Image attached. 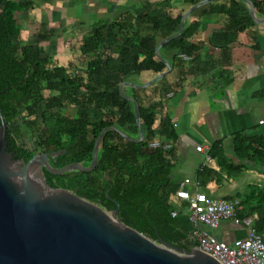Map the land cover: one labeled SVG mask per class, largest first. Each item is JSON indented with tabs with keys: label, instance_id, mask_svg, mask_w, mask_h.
Segmentation results:
<instances>
[{
	"label": "trees",
	"instance_id": "trees-1",
	"mask_svg": "<svg viewBox=\"0 0 264 264\" xmlns=\"http://www.w3.org/2000/svg\"><path fill=\"white\" fill-rule=\"evenodd\" d=\"M171 1H147L141 12L127 10L96 23L80 41L76 60H58L57 53L55 57L50 55L49 47L57 50L56 39L63 33L40 24L30 39L22 38L23 28L16 13L29 12L35 3L0 0V124L3 117L8 125L6 148L17 159L28 162L36 153L65 150L55 160L50 158L54 167L72 162L88 166L95 141L105 127L117 126L131 137H139L135 104L121 94L120 85L144 74L145 83L170 67L166 76L149 87L126 84L123 88L124 94L139 105L144 133L141 141L128 140L109 129L100 142L93 171L72 170L61 175L46 169L43 172L50 186L71 190L108 211L118 203L121 222L156 242L164 240L190 251L197 243L189 238L194 226L188 204L175 195L179 187L173 179L177 135L166 114L165 100L181 88L189 66L200 60L204 43L192 40L200 27V21L193 20L185 24L178 37L161 47L176 51L168 65L156 54L159 43L180 29L184 13L173 16ZM183 1L192 7L202 0ZM258 3H254L256 9ZM205 7L227 16L237 32L252 22L241 10L239 0H216L195 11H204ZM159 138L170 143V148L149 146ZM208 154L219 170L204 166L197 171L196 180L202 188L223 174L241 173L245 164L239 161L264 166V133L235 134L231 154L221 140L215 141ZM237 199L238 216L256 213L255 226L263 234L264 180L250 184L246 194Z\"/></svg>",
	"mask_w": 264,
	"mask_h": 264
},
{
	"label": "crops",
	"instance_id": "crops-1",
	"mask_svg": "<svg viewBox=\"0 0 264 264\" xmlns=\"http://www.w3.org/2000/svg\"><path fill=\"white\" fill-rule=\"evenodd\" d=\"M32 1L35 3L32 10L16 13L22 31L30 39L40 24H46L56 33H63L56 39L60 48L63 42L83 40L96 23L108 21L127 10L141 12L140 7L145 2L158 0ZM255 1L259 2V9L255 8ZM250 3L254 6L255 17L251 14ZM239 5L243 13L252 18L240 32L233 29L227 16L211 13L209 7H205L206 11L194 10L185 19V24L200 21L192 40L203 41L204 45L200 60L189 66L181 88L166 98L165 111L177 135L173 179L180 183L189 177L192 183L187 188L191 191H194L193 182L199 169L207 166L219 170L216 160L208 161L206 153L196 150L197 145L209 149L212 143L221 140L231 154L235 134L264 133V125L260 124L264 119V0H239ZM190 8L183 0H172L169 10L176 16ZM161 47L158 56L169 64L176 51ZM175 77L177 79L179 74ZM144 80L145 74L135 75L127 82L142 85ZM239 162L245 164L241 173L223 174L218 180H209L205 187L199 186L198 190L214 198L232 200L246 194L250 184L262 183L264 166ZM202 227L226 243L245 237L247 232L245 225L235 221H222L217 228Z\"/></svg>",
	"mask_w": 264,
	"mask_h": 264
},
{
	"label": "water",
	"instance_id": "water-1",
	"mask_svg": "<svg viewBox=\"0 0 264 264\" xmlns=\"http://www.w3.org/2000/svg\"><path fill=\"white\" fill-rule=\"evenodd\" d=\"M212 1L216 0H202L188 9L179 31L161 41L156 54L159 55L161 46L182 33L190 13ZM250 5L255 17L254 6ZM170 70L168 67L142 85L127 81L120 85L121 94L135 104L139 137H131L117 126L105 127L95 141L88 166L72 162L54 167L50 158L55 160L65 150L36 153L28 162L15 158L6 148L8 125L1 117L0 264H223L196 247L186 251L164 240L156 242L119 220L117 201L116 208L108 211L71 190L50 186L43 172L46 169L61 175L72 170L93 171L98 164L100 142L109 129L128 140L141 141L144 133L139 105L132 96L124 94L123 88L126 84L149 87Z\"/></svg>",
	"mask_w": 264,
	"mask_h": 264
},
{
	"label": "built area",
	"instance_id": "built-area-1",
	"mask_svg": "<svg viewBox=\"0 0 264 264\" xmlns=\"http://www.w3.org/2000/svg\"><path fill=\"white\" fill-rule=\"evenodd\" d=\"M187 57V56H184ZM169 93L168 96H171ZM264 125V119L260 120ZM153 148H170L171 144L157 139L149 143ZM196 150L206 153V158L211 161L208 147L197 145ZM192 181L189 177L184 178L177 188L175 195L185 201L189 218L193 223V229L189 238L197 243L196 248L203 250L223 264H264V236L259 233L255 226L257 214L239 218L237 210L239 199L225 200L208 196L198 190L199 183L193 182L194 191L187 187ZM177 211H173L175 216ZM222 221H235L242 223L247 228L246 236L235 239L232 243L217 240L206 228H217Z\"/></svg>",
	"mask_w": 264,
	"mask_h": 264
},
{
	"label": "rangeland",
	"instance_id": "rangeland-1",
	"mask_svg": "<svg viewBox=\"0 0 264 264\" xmlns=\"http://www.w3.org/2000/svg\"><path fill=\"white\" fill-rule=\"evenodd\" d=\"M27 34L24 33V31H22V38H26ZM55 37L53 38V41H55ZM58 43V42H57ZM80 44V41H66L60 44V48H59V44L57 46V50L55 49V47L50 46L49 47V51H50V55H52V57L54 56V54H58L59 59L58 60H66L69 58V60H76L77 59V55L79 53L78 51V46ZM55 57V56H54ZM82 63V61L80 62V64ZM70 110V109H69ZM92 111H91V116H92Z\"/></svg>",
	"mask_w": 264,
	"mask_h": 264
}]
</instances>
